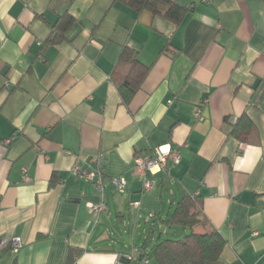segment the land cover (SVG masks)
I'll list each match as a JSON object with an SVG mask.
<instances>
[{"label": "crops", "instance_id": "1", "mask_svg": "<svg viewBox=\"0 0 264 264\" xmlns=\"http://www.w3.org/2000/svg\"><path fill=\"white\" fill-rule=\"evenodd\" d=\"M177 1L193 9L179 26L115 0H0V240L22 239L0 264H128L175 231L162 221L186 195L226 264H264V0ZM124 48L150 68L129 106L112 79ZM243 116L248 142L229 134ZM160 146L180 163L147 192L135 158ZM97 164L103 193L73 173Z\"/></svg>", "mask_w": 264, "mask_h": 264}, {"label": "trees", "instance_id": "2", "mask_svg": "<svg viewBox=\"0 0 264 264\" xmlns=\"http://www.w3.org/2000/svg\"><path fill=\"white\" fill-rule=\"evenodd\" d=\"M141 14L149 12L153 16L162 17L179 26L192 12V8L185 7L177 0H115ZM74 20L69 15L61 18L60 32L53 38L52 43L64 38L65 32L72 26ZM150 68L144 65L138 57V52L124 48L115 65L112 79L117 84L122 103L129 106L148 76ZM251 120L243 116L229 128V134L240 142H248L254 134ZM163 225L175 231H191L181 240L157 239L154 247L148 252L153 238L151 231L143 246L137 250L135 260L131 264L155 261L157 264H226L222 260V253L226 241L220 233L206 220L202 212L199 198L184 196L172 216L162 221ZM196 227H203L199 233Z\"/></svg>", "mask_w": 264, "mask_h": 264}, {"label": "built area", "instance_id": "3", "mask_svg": "<svg viewBox=\"0 0 264 264\" xmlns=\"http://www.w3.org/2000/svg\"><path fill=\"white\" fill-rule=\"evenodd\" d=\"M3 38L0 36V45L2 44ZM172 102H169L171 104ZM198 117L200 114L198 113ZM10 141H7L9 144ZM180 152L178 150H172L169 146H160L156 148L152 153L143 156L137 155L135 158V164L137 172L141 175L144 181V191H151L153 188V183L149 180L150 176L157 175L162 172H168L170 166L175 167L180 163ZM25 180H29L27 171H23ZM73 173L78 178H84L90 182H93L96 189L103 193L105 191L106 185L104 181V172L101 169V164H97V168L93 170H83L76 166L73 169ZM110 186L119 194H124L127 188V184L123 178H113L110 180ZM134 207L138 206V203L133 204ZM105 210V205L93 207L92 213L99 214ZM150 219L156 217L155 214H149ZM11 248L14 252H17L22 247V239L20 237L13 238H2L0 240V248L6 249ZM137 250L132 251L129 255H126L130 264L135 260V255Z\"/></svg>", "mask_w": 264, "mask_h": 264}, {"label": "rangeland", "instance_id": "4", "mask_svg": "<svg viewBox=\"0 0 264 264\" xmlns=\"http://www.w3.org/2000/svg\"><path fill=\"white\" fill-rule=\"evenodd\" d=\"M191 233V231H187V232H184V231H168L167 234H164V235H160V233H157V237L160 239H175V240H181L183 239L185 236L189 235ZM149 264H157L155 261L151 260L149 261Z\"/></svg>", "mask_w": 264, "mask_h": 264}, {"label": "water", "instance_id": "5", "mask_svg": "<svg viewBox=\"0 0 264 264\" xmlns=\"http://www.w3.org/2000/svg\"><path fill=\"white\" fill-rule=\"evenodd\" d=\"M126 258V257H125ZM127 259V258H126ZM128 261V259H127ZM128 264H130V261H128ZM139 264H147L146 262H140Z\"/></svg>", "mask_w": 264, "mask_h": 264}]
</instances>
